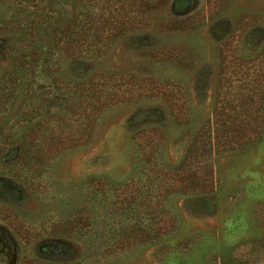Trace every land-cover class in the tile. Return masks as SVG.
<instances>
[{"label": "rangeland", "instance_id": "374dc122", "mask_svg": "<svg viewBox=\"0 0 264 264\" xmlns=\"http://www.w3.org/2000/svg\"><path fill=\"white\" fill-rule=\"evenodd\" d=\"M129 199L157 238L110 255ZM223 255L264 264V0H0V264Z\"/></svg>", "mask_w": 264, "mask_h": 264}, {"label": "trees", "instance_id": "16d2710c", "mask_svg": "<svg viewBox=\"0 0 264 264\" xmlns=\"http://www.w3.org/2000/svg\"><path fill=\"white\" fill-rule=\"evenodd\" d=\"M65 55V54H64ZM68 87V86H65ZM213 122H214V133L216 134V140L218 141L220 138L222 139V137H220V133L226 134V133H231L233 128L235 126H237L238 122L240 121V118H237L236 115H234L232 118H226L224 117V115L220 112V110L215 112V116L213 117ZM223 128V129H222ZM235 130V129H234ZM207 141V140H206ZM211 138L210 140H208V143L205 141H202V143L204 142V145H199V140L196 141L195 144H193V151L191 152L195 154V156L198 155L199 153V149L202 147L204 152H208L210 154H212V144H211ZM210 151V152H209ZM188 164L180 167V168H188ZM179 173L178 170L173 172V176L178 178V181H182V179H184V177L187 175V178H190L192 176V171H183L181 174H175V173ZM185 173V174H184ZM183 175V176H182ZM185 175V176H184ZM92 184V183H91ZM95 184H97V186H94ZM95 184L93 183V191L98 192L97 188H102L101 185V180L100 181H96ZM107 185V184H106ZM188 185H193V180L190 179L188 181ZM104 187V186H103ZM101 191V190H100ZM98 196L95 195V193H93L92 199L89 202V204H92V206H94L98 201L94 200V198H97ZM104 200V199H103ZM106 204H107V199L105 200ZM114 204H119L116 200H113ZM99 203V202H98ZM125 203H127V207L126 209H124L125 213L121 212V216L122 215H126V217H129L130 219H135V223L131 225L130 229H122V230H117L114 233L115 238H119L118 240H115L113 243H111V245L108 248V252L110 255H116V251L120 250V251H125L130 249L131 246L133 245H141V246H146L149 243H152L153 241H155V239L157 238V235L155 233H152L151 230L147 229L146 226L144 225V222L140 221V219H138V215L136 214V211H133L132 209H134L132 207V205L136 204V201L134 199H129V200H125ZM90 215V214H89ZM167 215V214H166ZM112 216H118L117 212H112ZM153 216L156 218L157 216H160L161 218V214H158V212L154 213ZM89 220H90V216H89ZM85 223L84 220H82V215L79 213H77V215L75 216V221L72 223V228H71V233L75 235V237L77 239H81V240H85V238L88 239V244L90 245L92 242H95V244L97 245L98 248H101L99 245L101 244V238H103L101 233L97 234L95 233V231L93 230V227L91 226V224L85 225L83 224ZM93 237V238H92ZM120 240V241H119ZM119 241V242H117ZM207 245V243H206ZM91 247V246H89ZM214 249L217 251V245H213ZM96 248V247H95ZM207 248H209L208 246H194V252L196 250L202 251L205 249V251L207 250ZM194 252L192 251L191 253V259H192V255L194 254ZM224 252V251H222ZM222 258V263L225 264V257L224 255L221 256ZM171 264H188V263H183L181 260L177 261L174 260L171 261ZM203 262V261H201ZM170 263V261H169ZM167 264H168V260H167Z\"/></svg>", "mask_w": 264, "mask_h": 264}]
</instances>
